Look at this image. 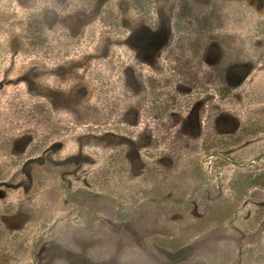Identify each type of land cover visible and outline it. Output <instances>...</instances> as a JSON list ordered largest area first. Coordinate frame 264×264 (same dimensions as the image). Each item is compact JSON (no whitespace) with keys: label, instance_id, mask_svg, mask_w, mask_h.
Segmentation results:
<instances>
[{"label":"rangeland","instance_id":"1","mask_svg":"<svg viewBox=\"0 0 264 264\" xmlns=\"http://www.w3.org/2000/svg\"><path fill=\"white\" fill-rule=\"evenodd\" d=\"M0 264H264V0H0Z\"/></svg>","mask_w":264,"mask_h":264},{"label":"trees","instance_id":"2","mask_svg":"<svg viewBox=\"0 0 264 264\" xmlns=\"http://www.w3.org/2000/svg\"><path fill=\"white\" fill-rule=\"evenodd\" d=\"M147 82H148V87H149V89H151V91L152 90H156V88L157 87H155V80L154 79H152V78H150L149 80H147Z\"/></svg>","mask_w":264,"mask_h":264}]
</instances>
